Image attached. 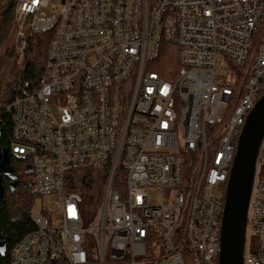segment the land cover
Here are the masks:
<instances>
[{"label": "built area", "instance_id": "1", "mask_svg": "<svg viewBox=\"0 0 264 264\" xmlns=\"http://www.w3.org/2000/svg\"><path fill=\"white\" fill-rule=\"evenodd\" d=\"M14 16L19 51L27 32L51 39L35 89L7 107L40 202L9 264H217L235 147L264 89V0H16ZM165 44L172 81L154 71ZM256 156L243 264H264V135Z\"/></svg>", "mask_w": 264, "mask_h": 264}, {"label": "trees", "instance_id": "2", "mask_svg": "<svg viewBox=\"0 0 264 264\" xmlns=\"http://www.w3.org/2000/svg\"><path fill=\"white\" fill-rule=\"evenodd\" d=\"M16 0H0V148L8 150L10 167L17 181L11 191L8 180H1L3 196L0 202V264H9L13 246L33 230L30 212L35 198L30 193L32 175L29 162L10 153L11 112L7 109L20 88L33 91L42 75L46 53L51 39L50 32L25 34V47L16 46L15 22ZM155 72L172 81L178 70L176 48L171 44L162 46L156 59ZM264 89L259 94L261 97ZM87 174V172H85ZM82 179L81 194L89 214H93L100 200L102 185L92 173ZM92 174V175H91ZM99 183V184H98ZM90 189V190H89ZM257 241H254V244Z\"/></svg>", "mask_w": 264, "mask_h": 264}, {"label": "water", "instance_id": "3", "mask_svg": "<svg viewBox=\"0 0 264 264\" xmlns=\"http://www.w3.org/2000/svg\"><path fill=\"white\" fill-rule=\"evenodd\" d=\"M248 113L238 136L226 183L217 264H243L246 213L256 154L264 135V94ZM11 174L9 153L0 148V202L3 196L1 180L3 177L14 180ZM15 188L16 185H10L11 191Z\"/></svg>", "mask_w": 264, "mask_h": 264}, {"label": "rangeland", "instance_id": "4", "mask_svg": "<svg viewBox=\"0 0 264 264\" xmlns=\"http://www.w3.org/2000/svg\"><path fill=\"white\" fill-rule=\"evenodd\" d=\"M150 195H151V198L152 199H155V200H152V203H156L158 197H159V191L156 190V191H151L150 192ZM46 205V203L44 202L43 203V206ZM32 215L34 214H39L40 213V202L39 201H34L33 203V207L31 209V212H30Z\"/></svg>", "mask_w": 264, "mask_h": 264}, {"label": "flooded vegetation", "instance_id": "5", "mask_svg": "<svg viewBox=\"0 0 264 264\" xmlns=\"http://www.w3.org/2000/svg\"><path fill=\"white\" fill-rule=\"evenodd\" d=\"M9 163H10V158H9ZM11 177L15 178V176L13 175V171H12ZM4 178L8 180V186H9V188H10V185H13V184L14 185H17V181L15 179L14 180H11L9 177H4Z\"/></svg>", "mask_w": 264, "mask_h": 264}, {"label": "bare ground", "instance_id": "6", "mask_svg": "<svg viewBox=\"0 0 264 264\" xmlns=\"http://www.w3.org/2000/svg\"><path fill=\"white\" fill-rule=\"evenodd\" d=\"M260 98V97H259Z\"/></svg>", "mask_w": 264, "mask_h": 264}]
</instances>
